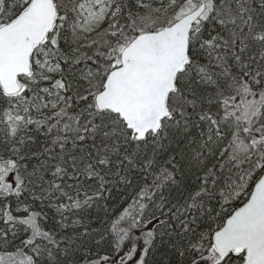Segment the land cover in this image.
Listing matches in <instances>:
<instances>
[{
    "label": "snow or ice",
    "instance_id": "obj_1",
    "mask_svg": "<svg viewBox=\"0 0 264 264\" xmlns=\"http://www.w3.org/2000/svg\"><path fill=\"white\" fill-rule=\"evenodd\" d=\"M0 264H264V0H0Z\"/></svg>",
    "mask_w": 264,
    "mask_h": 264
},
{
    "label": "trees",
    "instance_id": "obj_2",
    "mask_svg": "<svg viewBox=\"0 0 264 264\" xmlns=\"http://www.w3.org/2000/svg\"><path fill=\"white\" fill-rule=\"evenodd\" d=\"M13 207H15V205L13 204Z\"/></svg>",
    "mask_w": 264,
    "mask_h": 264
}]
</instances>
